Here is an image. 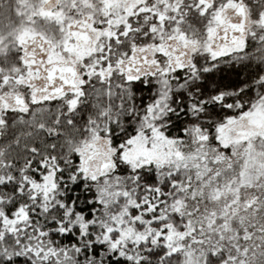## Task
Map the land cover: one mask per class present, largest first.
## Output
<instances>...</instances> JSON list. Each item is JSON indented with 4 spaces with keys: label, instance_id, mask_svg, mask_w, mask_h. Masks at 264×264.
<instances>
[{
    "label": "snow or ice",
    "instance_id": "snow-or-ice-1",
    "mask_svg": "<svg viewBox=\"0 0 264 264\" xmlns=\"http://www.w3.org/2000/svg\"><path fill=\"white\" fill-rule=\"evenodd\" d=\"M0 264H264V0H0Z\"/></svg>",
    "mask_w": 264,
    "mask_h": 264
}]
</instances>
